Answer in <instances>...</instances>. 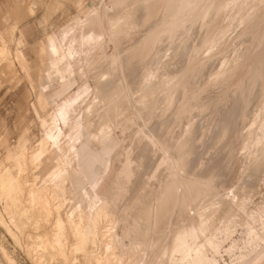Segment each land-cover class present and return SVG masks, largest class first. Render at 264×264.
<instances>
[{"label":"bare ground","instance_id":"obj_1","mask_svg":"<svg viewBox=\"0 0 264 264\" xmlns=\"http://www.w3.org/2000/svg\"><path fill=\"white\" fill-rule=\"evenodd\" d=\"M234 16L245 32L235 37L240 45L230 54L231 44L221 39ZM107 30L115 48L111 60L100 55L90 77L94 87L58 112L72 129L86 127L97 144L104 145L117 128L129 143L113 152L109 187L98 188L93 201L83 183L97 177L99 159L85 161L75 144L79 134L67 142L69 167L51 175L58 186L69 181L80 203H93L86 230L96 248L86 252L87 261L257 264L264 255V201L249 205L256 185L251 180L264 174V0H110L62 33L71 61L86 41L96 39L93 49L86 42L88 50L101 46ZM127 30L136 33L128 42ZM204 51L213 52L208 61ZM216 57L222 62L211 73ZM79 98L85 108L72 121ZM60 135L51 132L48 138ZM205 154L209 161L201 165ZM233 176L239 185L235 191L230 186L231 199L224 192ZM49 188L37 192L47 210ZM50 197L58 201L59 194Z\"/></svg>","mask_w":264,"mask_h":264},{"label":"rangeland","instance_id":"obj_2","mask_svg":"<svg viewBox=\"0 0 264 264\" xmlns=\"http://www.w3.org/2000/svg\"><path fill=\"white\" fill-rule=\"evenodd\" d=\"M108 4L110 0H0V264H97L94 256L89 257L88 261L86 258V252L91 253L96 248L86 230L93 203L91 206L86 202L80 203L69 181L58 186L60 182L51 175L61 167H69L67 164L71 152L69 154L67 150V142L70 137L79 134L80 140L75 144L85 161L93 156L99 159L94 166L97 177L83 183L93 201L98 197V188L104 192L109 187L107 174L113 168V152L125 148L129 143V139L126 140L125 134H122V128H117L104 145L97 144L86 127L82 126L81 131L72 129L71 123H64L58 112L86 87H94V80L90 78L97 72L93 69L94 64L103 56L110 61L115 50L114 44L108 39L110 30H107L106 41L101 46L95 47L94 51L88 50V44L93 49L96 39L86 41L88 44L85 42L86 46L82 45L81 53L75 58L77 62L75 59L71 61L68 54L70 46L63 43L62 33L100 13ZM165 20L162 19L163 23ZM236 22L235 16L229 19L227 35L223 38L222 34L216 32V37L231 44L233 52L229 51L230 54L235 53V48L240 45L234 42L235 37L245 32V25ZM135 35L127 30L125 41L133 40ZM92 51L94 55L90 56ZM173 53L169 51L168 54L173 56ZM212 53L204 51L201 57L208 61ZM84 54H88L87 62L83 59ZM178 58L181 59V55ZM250 59L251 56L243 69L247 68ZM213 60L208 68L211 73L222 62L220 57ZM180 62L178 60L179 66ZM81 68L85 74L81 73ZM156 71L154 69L151 72V78L154 74L155 78ZM213 78L212 75L210 79ZM205 81L198 88L206 84ZM89 100L90 96L87 100L85 98L86 102ZM86 102L82 98L75 102L72 121L80 116ZM58 131L61 132L59 138H48V133L57 135ZM209 158V154L202 156L201 165H205ZM71 165L76 167L74 162ZM260 176L257 177L260 178L258 181L251 180L257 189L252 186L255 197L249 209L264 201V174ZM232 178L228 185L235 191L239 177ZM45 186H51L48 192L49 210L43 208L45 200L37 193ZM33 187L35 192L30 190ZM233 190L231 187L227 189L228 192L225 190L224 196L234 199ZM57 194L58 201L50 200V196ZM58 219H61V225ZM226 258L230 261V258ZM257 264H264V255Z\"/></svg>","mask_w":264,"mask_h":264}]
</instances>
